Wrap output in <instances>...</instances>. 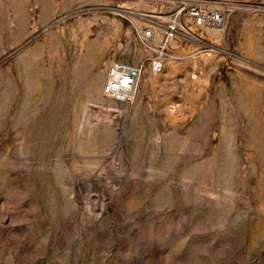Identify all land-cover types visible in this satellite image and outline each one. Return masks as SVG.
Listing matches in <instances>:
<instances>
[{"label":"rangeland","instance_id":"374dc122","mask_svg":"<svg viewBox=\"0 0 264 264\" xmlns=\"http://www.w3.org/2000/svg\"><path fill=\"white\" fill-rule=\"evenodd\" d=\"M152 5L0 0V264H264V64L176 43L103 94Z\"/></svg>","mask_w":264,"mask_h":264},{"label":"built area","instance_id":"2783aa9c","mask_svg":"<svg viewBox=\"0 0 264 264\" xmlns=\"http://www.w3.org/2000/svg\"><path fill=\"white\" fill-rule=\"evenodd\" d=\"M148 10L131 9L129 15L138 41L147 50L138 62L113 60L107 68L103 94L133 103L147 68L158 74L176 58L173 44L192 42L223 53L234 60L254 63L235 51L220 46L231 15L237 10L264 15V3L237 0H152ZM219 35V42L210 35ZM207 48V47H206Z\"/></svg>","mask_w":264,"mask_h":264},{"label":"crops","instance_id":"0c3cea01","mask_svg":"<svg viewBox=\"0 0 264 264\" xmlns=\"http://www.w3.org/2000/svg\"><path fill=\"white\" fill-rule=\"evenodd\" d=\"M257 1L264 2V0ZM223 38L226 47L264 64L263 15H253L244 12L232 14Z\"/></svg>","mask_w":264,"mask_h":264},{"label":"bare ground","instance_id":"6f19581e","mask_svg":"<svg viewBox=\"0 0 264 264\" xmlns=\"http://www.w3.org/2000/svg\"><path fill=\"white\" fill-rule=\"evenodd\" d=\"M123 13H125V12H123ZM124 16H126V15H124ZM128 18H129V17H128ZM129 19H130V18H129ZM130 21H131V20H130ZM174 46L176 47L177 44H176V43L173 44V47H174ZM175 47H174V48H175ZM210 49H215V50H217L215 47H212V48H210ZM172 59H173V58H172ZM158 74H159V73H158ZM144 75H145V74H144ZM144 75H143V76H144ZM152 75H157V74H153V73H152ZM154 79H156V78H154ZM142 80H143V77H142ZM142 80H141V82H142ZM144 81H145V80H144ZM155 81H156V80H154V82H155ZM140 84H141V83H140ZM151 84H152V83H151ZM151 84H150L149 86H151ZM98 87H99V86H98ZM98 87H97V88H98ZM138 90H139V89H138ZM137 93H138V91H137ZM136 96H137V94H136ZM135 98H136V97H135ZM134 101H135V100H134ZM89 130H90V129H89Z\"/></svg>","mask_w":264,"mask_h":264}]
</instances>
